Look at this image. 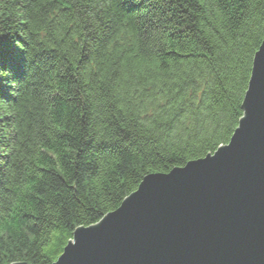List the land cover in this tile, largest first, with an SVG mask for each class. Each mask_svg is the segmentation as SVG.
Returning <instances> with one entry per match:
<instances>
[{"label": "trees", "instance_id": "1", "mask_svg": "<svg viewBox=\"0 0 264 264\" xmlns=\"http://www.w3.org/2000/svg\"><path fill=\"white\" fill-rule=\"evenodd\" d=\"M264 0H0V264L229 143Z\"/></svg>", "mask_w": 264, "mask_h": 264}, {"label": "water", "instance_id": "2", "mask_svg": "<svg viewBox=\"0 0 264 264\" xmlns=\"http://www.w3.org/2000/svg\"><path fill=\"white\" fill-rule=\"evenodd\" d=\"M243 110L229 143L146 175L53 264H264V40Z\"/></svg>", "mask_w": 264, "mask_h": 264}]
</instances>
